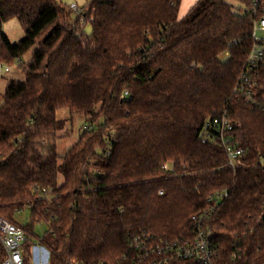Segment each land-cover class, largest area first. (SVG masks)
Here are the masks:
<instances>
[{
  "label": "trees",
  "instance_id": "1",
  "mask_svg": "<svg viewBox=\"0 0 264 264\" xmlns=\"http://www.w3.org/2000/svg\"><path fill=\"white\" fill-rule=\"evenodd\" d=\"M252 2L197 0L180 18L183 0H90L76 16L58 0H0V63L26 74L0 106V217L27 238L46 224L39 244L51 264H121L130 238L192 233V217L225 190L208 222L217 264H264V105L235 93ZM13 20L25 29L18 44L3 31ZM61 110L88 121L64 156ZM224 112L244 150L236 170L201 140Z\"/></svg>",
  "mask_w": 264,
  "mask_h": 264
},
{
  "label": "built area",
  "instance_id": "2",
  "mask_svg": "<svg viewBox=\"0 0 264 264\" xmlns=\"http://www.w3.org/2000/svg\"><path fill=\"white\" fill-rule=\"evenodd\" d=\"M69 10L80 15L83 9L77 4ZM254 17L252 45L246 58L244 70L237 83L235 93L253 106L264 105V0H253L250 8ZM12 70L11 66L0 63V78ZM128 96V93H125ZM233 124L226 112L211 117L204 123L201 140L203 144L212 142L219 145L227 155L228 166L236 170L244 150L233 143ZM168 170V166L164 165ZM162 194V192H161ZM224 191L208 197L209 207L192 217L194 231L174 239H164L150 235H135L129 239L127 252L120 259L121 264H217V248L208 222L220 205L228 198ZM0 242L7 258L3 264H24L27 232L21 226L0 217ZM236 261L237 255H234Z\"/></svg>",
  "mask_w": 264,
  "mask_h": 264
},
{
  "label": "rangeland",
  "instance_id": "3",
  "mask_svg": "<svg viewBox=\"0 0 264 264\" xmlns=\"http://www.w3.org/2000/svg\"><path fill=\"white\" fill-rule=\"evenodd\" d=\"M59 3L65 7H70L71 4L75 3L80 9L87 8L90 0H58ZM195 0H184V3L181 6L180 18L185 16L186 8H191ZM239 6V5H238ZM83 10V11H84ZM73 16H76V13L73 12ZM52 27L46 29L41 33L37 38V44L42 42L51 32ZM4 33L8 36L9 40L13 44H18L25 36V29L23 26L16 20L6 23L3 27ZM84 32L87 35L92 34V27L90 24H87L84 27ZM37 45L33 47L35 49ZM31 51H29L23 58V62L27 63L31 58ZM229 55H223L221 57L222 61H227ZM8 66H11V63H8ZM12 70L7 75H4L0 78V106L4 101V93L6 87L10 80L16 81H25L26 74L24 73V67L20 65L19 62H16L11 66ZM58 119L65 122V127L58 134V139L56 141L57 151L61 156H64L68 149L76 144L79 140V137L87 125L88 121L85 117L80 115L71 116L67 110H61L57 113ZM28 212L23 211L21 214L17 215L15 218L17 222L23 223L28 219ZM48 232V226L46 224H36L32 230V234L28 236V242L25 246L26 258L29 264H51L49 252L44 249L39 244V241L46 235Z\"/></svg>",
  "mask_w": 264,
  "mask_h": 264
},
{
  "label": "crops",
  "instance_id": "4",
  "mask_svg": "<svg viewBox=\"0 0 264 264\" xmlns=\"http://www.w3.org/2000/svg\"><path fill=\"white\" fill-rule=\"evenodd\" d=\"M196 1H197V0H195V1H193V2L195 3ZM183 3H184V0H183ZM183 3H182V4H183ZM193 5H194V4H193ZM189 9H190V8H186L185 15H186V13L189 11Z\"/></svg>",
  "mask_w": 264,
  "mask_h": 264
}]
</instances>
